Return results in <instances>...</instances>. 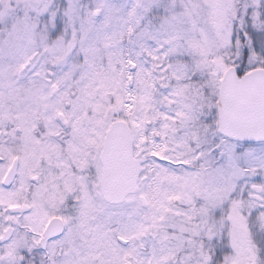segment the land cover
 I'll return each mask as SVG.
<instances>
[{
	"label": "snow or ice",
	"instance_id": "6c2138e0",
	"mask_svg": "<svg viewBox=\"0 0 264 264\" xmlns=\"http://www.w3.org/2000/svg\"><path fill=\"white\" fill-rule=\"evenodd\" d=\"M0 264H264V0H0Z\"/></svg>",
	"mask_w": 264,
	"mask_h": 264
}]
</instances>
